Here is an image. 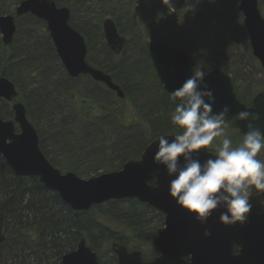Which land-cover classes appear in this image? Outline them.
<instances>
[{
	"label": "trees",
	"instance_id": "16d2710c",
	"mask_svg": "<svg viewBox=\"0 0 264 264\" xmlns=\"http://www.w3.org/2000/svg\"><path fill=\"white\" fill-rule=\"evenodd\" d=\"M20 1L0 0V15L9 12V2ZM53 1L69 8V24L84 38L87 62L109 74L124 93L117 97L89 75L70 78L44 22L30 14L15 19L12 42L3 45L0 38V76L14 83L39 148L61 172L88 178L118 170L138 159L153 138L181 131L171 122L178 102L163 89L148 56L152 41L183 48L194 70L231 73L234 91L247 106L264 90V69L251 54L239 0ZM258 6L264 8V0ZM106 17L126 37L118 55L104 41ZM244 53L248 63L239 58ZM248 64L255 72L246 71ZM0 117H13L2 99ZM162 223L161 213L135 199L73 211L36 177L15 176L0 155V264H60L80 238L97 254L115 242L132 248L130 241L137 238L151 241ZM110 260L115 264L114 256Z\"/></svg>",
	"mask_w": 264,
	"mask_h": 264
},
{
	"label": "water",
	"instance_id": "95a60500",
	"mask_svg": "<svg viewBox=\"0 0 264 264\" xmlns=\"http://www.w3.org/2000/svg\"><path fill=\"white\" fill-rule=\"evenodd\" d=\"M237 9L242 15L251 54L264 69V17L258 0H239ZM27 14L44 22L55 52L70 78L89 75L113 90L117 97L123 98L124 93L111 76L87 62L84 38L69 24V8L57 6L53 0H21L13 14H1L0 38L3 45L13 40L15 19ZM101 25L106 46L114 54H120L126 37L119 33L110 17L104 18ZM148 56L158 81L171 96L195 71L187 52L165 41L150 42ZM209 72L204 77V83L215 97L213 112H219L228 105L227 122L233 121L242 135L246 131L245 122L234 117L240 111L258 112L261 114L259 126L264 131V90L257 92L252 104L247 106L237 97L228 74L218 69ZM17 97L14 83L0 76V99L10 103L13 112L10 120L0 117V155L15 176L36 177L46 189L56 192L73 211H87L110 200L135 199L163 215V227L151 242L157 256L143 262L140 251H128L125 246L112 243L110 249L118 264H264V208L259 204L264 195L251 194L253 207L244 223L225 225L219 220L224 209H217L202 224L195 219L194 213L183 208L170 195L169 181L173 177L167 175L163 165L154 162L158 145L155 138L145 146L138 159L126 161L118 170L88 178L79 177L71 171L61 172L39 148L38 133ZM198 152L201 162L215 158V153L207 146ZM206 229L210 230V236L204 235ZM60 264H99V261L97 253L84 238H80L75 249L62 256Z\"/></svg>",
	"mask_w": 264,
	"mask_h": 264
},
{
	"label": "clouds",
	"instance_id": "9594fccd",
	"mask_svg": "<svg viewBox=\"0 0 264 264\" xmlns=\"http://www.w3.org/2000/svg\"><path fill=\"white\" fill-rule=\"evenodd\" d=\"M168 3L172 4V0ZM208 73L203 69L193 71L173 91V101L179 98V102L171 114V122L181 131L155 137L158 145L154 162L163 165L167 175L173 177L169 181L170 195L194 213L196 220L204 224L213 210L224 209L219 220L225 225L244 223L253 207L250 203L253 186L258 196L264 195V160L257 158L264 150V131L259 126L261 114L245 110L234 117L244 121L246 128L234 144L225 132L230 107L225 105L219 112H213L215 97L204 83ZM215 138H219L215 158L201 162L198 150L212 144ZM259 204L264 208V199ZM204 235L210 236V230L206 229Z\"/></svg>",
	"mask_w": 264,
	"mask_h": 264
},
{
	"label": "rangeland",
	"instance_id": "374dc122",
	"mask_svg": "<svg viewBox=\"0 0 264 264\" xmlns=\"http://www.w3.org/2000/svg\"><path fill=\"white\" fill-rule=\"evenodd\" d=\"M122 3H123V0H122ZM15 6L16 4H14L13 2H9V12H13L14 9H15ZM259 7V6H258ZM118 10H122V6L121 4L119 3V5L116 7ZM259 10L262 14V16L264 17V8L260 9L259 7ZM76 14V13H75ZM122 22L124 23V20H122ZM245 54V55H244ZM244 54H240L239 58L245 62V63H248V59L246 58V53ZM246 71H249L251 73L255 72V69H253V67L248 64V67L246 68ZM230 77H232V74L231 73H227ZM257 77L260 78L261 77V74L258 73L257 74ZM241 91H243L244 89L243 88H240ZM225 132L226 134L229 135V137L233 140V143H237L241 138H242V134H239V131L237 128H231V127H227L225 129ZM219 143V138H215L213 143L210 144L209 146H207L209 149H211L212 151H214L215 153V147L216 145ZM258 159H261V160H264V150H262L259 154H258ZM151 220H156V218H151ZM149 226L152 227V224L149 222L148 223ZM154 225V223H153ZM163 226V224L161 225V227ZM160 227V228H161ZM131 243V247L132 248H135V249H140L142 252L144 253H147V252H151V242L150 241H146L145 239L144 240H140V238L136 239V240H132L130 241ZM102 249V248H101ZM102 254H100V258H101V262H108L107 264H114V262L112 260H110V258L113 257L111 251H108V250H104L101 252ZM152 256V255H151ZM150 257V256H149ZM111 261V262H110Z\"/></svg>",
	"mask_w": 264,
	"mask_h": 264
},
{
	"label": "flooded vegetation",
	"instance_id": "af4514ba",
	"mask_svg": "<svg viewBox=\"0 0 264 264\" xmlns=\"http://www.w3.org/2000/svg\"><path fill=\"white\" fill-rule=\"evenodd\" d=\"M256 193H257V191H253V190L251 189V194H256ZM153 238H154V237H153ZM150 242H152V240H151ZM115 243H116V242H115ZM117 244H119V243H117ZM120 245H122V244H120ZM123 246H125V245H123ZM125 247L127 248L128 251H133V250H138V251H140V253H141V259H142L143 262L151 261V260H153L154 257L157 256V254L154 252V250H153L152 248H151V249H152L151 252L144 253V252H142L140 249L128 248L127 246H125ZM151 247H152V245H151ZM111 253H112V255H113L114 258H115V264H118L115 255L113 254L112 251H111ZM151 255H152V256H151ZM149 256H150V257H149ZM97 257H98L99 264H101L100 254H97ZM185 259L188 260L187 257H186Z\"/></svg>",
	"mask_w": 264,
	"mask_h": 264
}]
</instances>
